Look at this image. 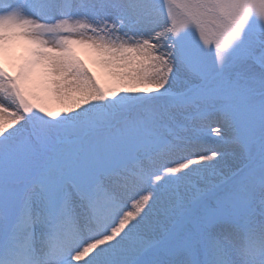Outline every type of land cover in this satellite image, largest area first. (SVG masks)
<instances>
[{
    "label": "snow or ice",
    "instance_id": "snow-or-ice-1",
    "mask_svg": "<svg viewBox=\"0 0 264 264\" xmlns=\"http://www.w3.org/2000/svg\"><path fill=\"white\" fill-rule=\"evenodd\" d=\"M0 264H264V0H0Z\"/></svg>",
    "mask_w": 264,
    "mask_h": 264
},
{
    "label": "rangeland",
    "instance_id": "rangeland-1",
    "mask_svg": "<svg viewBox=\"0 0 264 264\" xmlns=\"http://www.w3.org/2000/svg\"><path fill=\"white\" fill-rule=\"evenodd\" d=\"M78 54L83 60H85V62L89 65V67H92L99 75H101L102 79L104 78L102 70L95 65L90 54H88L85 50H79Z\"/></svg>",
    "mask_w": 264,
    "mask_h": 264
}]
</instances>
